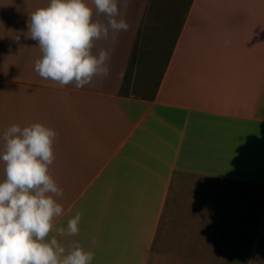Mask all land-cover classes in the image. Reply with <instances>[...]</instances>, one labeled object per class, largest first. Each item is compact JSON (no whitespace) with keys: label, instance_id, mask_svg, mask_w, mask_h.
Listing matches in <instances>:
<instances>
[{"label":"crops","instance_id":"crops-1","mask_svg":"<svg viewBox=\"0 0 264 264\" xmlns=\"http://www.w3.org/2000/svg\"><path fill=\"white\" fill-rule=\"evenodd\" d=\"M47 3L0 0V135L12 123L56 132L48 170L63 192L53 224L77 211L80 221L74 235H49L79 241L90 264H215L218 237H237L238 264H264V0H149L129 59L151 42L157 12L148 96L135 92L138 71L127 83L130 62L122 73L119 57L137 21L132 0H117L128 29L93 43L109 53L108 74L79 88L34 69L41 51L27 22ZM218 184L234 191L220 212Z\"/></svg>","mask_w":264,"mask_h":264},{"label":"clouds","instance_id":"clouds-1","mask_svg":"<svg viewBox=\"0 0 264 264\" xmlns=\"http://www.w3.org/2000/svg\"><path fill=\"white\" fill-rule=\"evenodd\" d=\"M96 13L107 23L93 19L88 0H48L30 13V37L37 41L41 55L34 62L37 73L61 85L74 82L79 88L95 75H107L109 53L92 51L93 43L107 38L109 30H127L118 18L117 0H91ZM56 132L40 122L21 126L12 123L0 135V264H90L94 253L79 241L65 246L59 235L79 231L80 213L55 226L62 205L54 197L62 194L49 173L55 159L52 144Z\"/></svg>","mask_w":264,"mask_h":264},{"label":"rangeland","instance_id":"rangeland-1","mask_svg":"<svg viewBox=\"0 0 264 264\" xmlns=\"http://www.w3.org/2000/svg\"><path fill=\"white\" fill-rule=\"evenodd\" d=\"M149 0H132V5L137 8V21L135 28L127 34L125 39L127 38V43L121 49L120 58L123 56L121 61H124L122 64V73L123 70H127L129 59L132 53V48L135 43H137L139 29L141 28V19L145 9L148 6ZM176 0H154V4L159 7L164 6H174ZM181 1V0H180ZM188 2V0H185ZM154 11H156V9ZM150 18L153 19V22L149 25V29L153 32V38L151 42L147 41V38L138 45L136 49L135 55L133 59H131L128 74L127 83L131 80L133 73H137L138 71V79L137 85L135 88V92L141 95H154L157 90V82H158V69H159V54H158V14L151 13ZM145 37V34L144 36ZM120 46V45H119ZM134 67V68H132ZM144 72V74H142ZM141 76V77H140ZM130 85V84H129ZM231 191L230 188L218 184L215 186L214 191V205L215 210L221 211L220 208L225 206L227 199L230 197ZM199 228L203 227V223L200 222ZM201 238L202 235H199ZM204 237L199 239V242L204 241ZM238 239L237 237L231 238H216V252L214 253L215 264H238Z\"/></svg>","mask_w":264,"mask_h":264}]
</instances>
